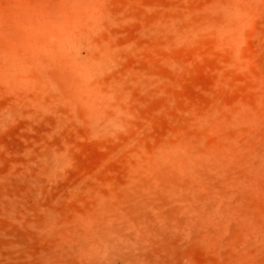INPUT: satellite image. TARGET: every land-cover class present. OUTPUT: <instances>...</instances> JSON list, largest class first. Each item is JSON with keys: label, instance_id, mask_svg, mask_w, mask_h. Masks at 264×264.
Returning a JSON list of instances; mask_svg holds the SVG:
<instances>
[{"label": "rangeland", "instance_id": "1", "mask_svg": "<svg viewBox=\"0 0 264 264\" xmlns=\"http://www.w3.org/2000/svg\"><path fill=\"white\" fill-rule=\"evenodd\" d=\"M81 84L95 103L68 101ZM169 147L219 161L234 191L220 256L190 243L183 261L264 264V0H0V184L17 225L116 197ZM13 225L0 207V244ZM39 252L0 264H46Z\"/></svg>", "mask_w": 264, "mask_h": 264}, {"label": "bare ground", "instance_id": "2", "mask_svg": "<svg viewBox=\"0 0 264 264\" xmlns=\"http://www.w3.org/2000/svg\"><path fill=\"white\" fill-rule=\"evenodd\" d=\"M73 86L72 94L68 95L72 105L95 101L86 84ZM96 106L98 108L97 103ZM193 159L188 151L169 147L158 159L142 165L144 172L133 175L116 197L90 192L83 199L82 207L71 215H59L47 209L33 219L23 213L22 226L17 225L20 220L17 205L21 199L6 193L0 184V207L14 224L1 233L5 237L0 253L27 257L40 250L38 259L46 264H168L174 258L187 264L182 254L188 244L209 243L206 247L214 246L211 248L219 250L217 255L220 256L228 240L223 233L234 227L230 224L234 191L226 187L224 169L227 167L215 161L200 168ZM44 160L47 172H51L58 159L56 155H49ZM25 189L28 198L36 199L35 193L39 194L36 188L28 185ZM238 231L248 235L243 229ZM33 234L42 235L47 241L45 246L31 245L29 235ZM213 242L218 246L211 244ZM231 249L229 254L233 253ZM234 261L231 264L243 263Z\"/></svg>", "mask_w": 264, "mask_h": 264}]
</instances>
